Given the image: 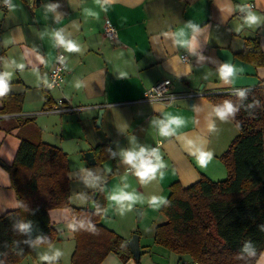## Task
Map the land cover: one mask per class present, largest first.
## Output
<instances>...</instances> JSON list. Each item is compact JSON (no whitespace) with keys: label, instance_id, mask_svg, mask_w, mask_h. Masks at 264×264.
<instances>
[{"label":"crops","instance_id":"1","mask_svg":"<svg viewBox=\"0 0 264 264\" xmlns=\"http://www.w3.org/2000/svg\"><path fill=\"white\" fill-rule=\"evenodd\" d=\"M247 3L254 7L240 14ZM247 11L260 21L244 23ZM107 22L117 29L115 41L103 34ZM180 29L187 46L177 43ZM57 35L78 50H67ZM58 52L67 71L61 88H47ZM225 64L234 73L227 80L220 75ZM5 75L8 91L0 96V111L11 113L0 115V215L17 207L4 165L12 164L21 138L41 141L66 156L72 207L94 212L127 242L137 234L139 264H178L186 258L154 242L156 227L166 220L161 206L173 183L188 187L201 177H227L221 157L238 128L232 118L217 116L218 106L209 97L164 104L144 101L142 93L163 79H170L178 93H226L264 82V0H8V5L0 0V78ZM59 97L79 109L41 112ZM169 118L183 123L161 135L162 122ZM153 145L151 160L156 163L159 156L162 167L142 181L123 154L144 149L145 155ZM89 151L93 159L87 160ZM200 151L210 153L203 165ZM118 190L142 199L128 208V201L110 199ZM48 216L51 239L35 242L15 264H72L77 233L71 211L53 208ZM56 252L55 259H41ZM99 264L137 262L133 257L123 262L109 252ZM255 264H264V248Z\"/></svg>","mask_w":264,"mask_h":264},{"label":"trees","instance_id":"2","mask_svg":"<svg viewBox=\"0 0 264 264\" xmlns=\"http://www.w3.org/2000/svg\"><path fill=\"white\" fill-rule=\"evenodd\" d=\"M208 97L218 107L227 102L234 109L227 117L235 121L238 134L221 157L227 177H201L188 187L173 183L161 206L166 220L156 227L154 242L197 264H255L264 248V82ZM4 167L17 207L0 215V264H15L35 242L51 239L48 211L53 208L70 209L75 220L72 264H99L109 252L123 262L133 257L127 240L104 227L94 212L70 205L61 150L21 138L12 164Z\"/></svg>","mask_w":264,"mask_h":264},{"label":"clouds","instance_id":"3","mask_svg":"<svg viewBox=\"0 0 264 264\" xmlns=\"http://www.w3.org/2000/svg\"><path fill=\"white\" fill-rule=\"evenodd\" d=\"M241 10L246 11L247 8H244ZM260 19L261 17L258 16L255 12L247 11V16L245 17L244 23L248 25H254V24H257L260 21ZM188 27L192 28L193 31H196L195 25L190 23ZM176 37H177V43L186 45V46L188 45V41L184 39L185 37L184 29H180L179 31H177ZM57 39L59 43L64 45V47L67 50L69 51L78 50L72 42H65L62 37H59V35H57ZM6 75L4 78H0V96L4 95L8 91ZM220 75H221V78L225 80H227L229 77H233L234 76L233 67L229 64H225L220 70ZM233 82H236L235 79L233 80ZM241 95H243V93H241ZM233 112H234V109L232 105L227 102H225L223 107L216 108V114L221 120L225 119L228 115L232 114ZM182 123L183 121L178 118H169L167 120V123L162 122V125L160 128L161 135H164V136L170 135L171 133L175 132L176 128L180 126ZM123 155L125 157V162L128 164H131L136 169L135 175L142 181L153 178L154 175L157 173V170L160 167H162L159 156L156 157V163H153V161L150 159H144L143 158L144 149H141L140 152L138 153L126 152ZM153 155H155V152L153 153ZM209 158H210V153L200 151L198 154V162L202 165L205 164L209 160ZM110 199L113 201H116L117 203L128 201L129 203L127 207L131 208L133 202H136L137 200H140L142 198L138 197L135 194L127 193L123 190H118L117 192L111 195ZM152 203L155 206V203H156L155 198L153 199ZM21 228L26 230L28 228V225L27 224L21 225ZM59 255L60 253L56 252L55 256L49 257L47 255H44L41 257V259L42 260L55 259V257Z\"/></svg>","mask_w":264,"mask_h":264},{"label":"built area","instance_id":"4","mask_svg":"<svg viewBox=\"0 0 264 264\" xmlns=\"http://www.w3.org/2000/svg\"><path fill=\"white\" fill-rule=\"evenodd\" d=\"M5 5H8V0H5ZM254 5L252 3H247L243 5L239 13L243 14L244 11L241 9L247 8L251 9ZM103 34L105 38L109 41H115L117 39V29L111 23L107 22L104 26ZM181 59L183 61H188L189 57L187 53H182ZM67 71L66 61L64 54L62 52H58L56 54L55 63L52 69L49 72L48 80L46 83L47 88H61L64 75ZM234 92L238 90H232ZM211 92H206L202 89L200 90H189L187 92L178 93L173 90L172 82L170 79H163L155 83L154 85L150 86L149 88L145 89L142 93V100L148 102H155L159 101L164 104H170L174 100L178 98H189L194 99L197 97H208ZM79 108L70 106L67 102L59 97L52 101L50 104H47L43 107L42 113H72L77 111ZM157 145H153L144 155V159H152V154L155 151ZM178 264H197V262L191 259H181L179 260Z\"/></svg>","mask_w":264,"mask_h":264},{"label":"water","instance_id":"5","mask_svg":"<svg viewBox=\"0 0 264 264\" xmlns=\"http://www.w3.org/2000/svg\"><path fill=\"white\" fill-rule=\"evenodd\" d=\"M85 157L87 158V160H89L90 158L93 159V153L91 151L86 152ZM0 165H3V162L1 161V159H0ZM88 208L89 210H94V207L89 206ZM128 245H129L134 261L138 262L139 257H140V247H139V240H138L137 234H133L130 237L128 241Z\"/></svg>","mask_w":264,"mask_h":264}]
</instances>
